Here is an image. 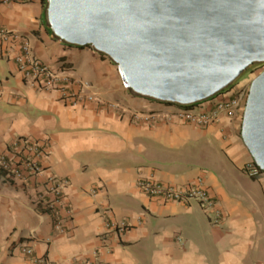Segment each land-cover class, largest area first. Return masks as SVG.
Returning a JSON list of instances; mask_svg holds the SVG:
<instances>
[{"label": "crops", "instance_id": "obj_1", "mask_svg": "<svg viewBox=\"0 0 264 264\" xmlns=\"http://www.w3.org/2000/svg\"><path fill=\"white\" fill-rule=\"evenodd\" d=\"M0 26L27 36L37 58L88 81L101 100L65 102L23 77L19 49L0 54V155L19 138L49 143L42 177L9 181L0 172V264H264V173L245 170L253 158L241 116L207 127L162 117L170 108L126 90L115 63L54 37L43 0L0 5ZM48 176L67 181L63 231L47 206ZM199 177L222 212L218 223L196 200L163 201L137 186L154 178L185 187ZM109 219L128 229L110 230ZM27 244L32 254L22 252Z\"/></svg>", "mask_w": 264, "mask_h": 264}, {"label": "water", "instance_id": "obj_2", "mask_svg": "<svg viewBox=\"0 0 264 264\" xmlns=\"http://www.w3.org/2000/svg\"><path fill=\"white\" fill-rule=\"evenodd\" d=\"M47 19L60 41L106 54L126 90L163 102L205 100L264 63V0H48ZM241 136L264 171V69Z\"/></svg>", "mask_w": 264, "mask_h": 264}, {"label": "built area", "instance_id": "obj_3", "mask_svg": "<svg viewBox=\"0 0 264 264\" xmlns=\"http://www.w3.org/2000/svg\"><path fill=\"white\" fill-rule=\"evenodd\" d=\"M27 1L29 0H0V5ZM13 48L19 49V52L13 55V58L17 63L18 70L26 80L38 82L44 90L59 91L61 99L72 105H77L86 100L96 101L101 104V100L90 92L92 88L91 83L65 75L63 71L54 69L48 64L43 63V61L33 54L27 36L7 27L0 26V54L10 56V50ZM225 93L219 92L205 100L199 101L192 107L168 105L159 102L165 107L170 108L168 112L163 113L162 117H172L176 120L201 127L212 125L223 116L230 119L237 116L242 117L248 96L247 90L242 89L233 97H228L229 95ZM207 101L208 103H206ZM135 116L138 117L137 114ZM150 117H153V115L151 114L148 118L150 119ZM48 148L49 143L47 142L25 138L17 139L12 145L13 150L10 151L9 155H0V172L3 173L2 177H5L9 181L20 182L42 177L44 169L40 164V160L46 154ZM245 170L252 177H258L263 173V170L253 160L246 165ZM47 184L48 191L52 195L49 202H46L47 206L50 207L49 209L54 214L57 229L63 231L62 223L72 213L70 204L63 194L67 181L57 180L48 176ZM137 186L141 192L149 197L163 201L189 202L196 200L214 213L213 221L215 223H218L222 216L221 210L216 208V201L207 192L201 177L185 187L162 183L154 178L141 179L138 181ZM107 226L118 234L128 229V224L125 221H117L115 219H109ZM22 252L32 254L33 248L30 244H27L22 247ZM35 261L42 264L46 262L44 258H36Z\"/></svg>", "mask_w": 264, "mask_h": 264}, {"label": "rangeland", "instance_id": "obj_4", "mask_svg": "<svg viewBox=\"0 0 264 264\" xmlns=\"http://www.w3.org/2000/svg\"><path fill=\"white\" fill-rule=\"evenodd\" d=\"M30 1V0H29ZM48 1V0H45ZM50 26V24H49ZM87 47V46H86ZM93 48V47H91ZM94 49V48H93ZM101 53V52H99ZM104 57L108 58L111 62H113L106 54L101 53ZM114 63V62H113ZM264 64V63H263ZM116 65V64H115ZM264 69V67L260 70L255 69V67H249L238 79H236L233 83V85L229 88V90H232L233 94L239 93L240 90L245 89L247 92H249L250 84L252 80ZM76 76V75H75ZM79 79V78H78ZM231 83V84H232ZM134 93V92H133ZM243 117V115H242ZM242 123V120H241ZM13 150V149H12ZM254 161V160H253ZM264 173V171H263Z\"/></svg>", "mask_w": 264, "mask_h": 264}, {"label": "trees", "instance_id": "obj_5", "mask_svg": "<svg viewBox=\"0 0 264 264\" xmlns=\"http://www.w3.org/2000/svg\"><path fill=\"white\" fill-rule=\"evenodd\" d=\"M43 6H44V20H45V23L47 24V25H49V23H48V19H47V6H48V1H45V0H43ZM54 35V37H57L55 34H53ZM58 38V37H57ZM72 45V44H71ZM78 47H81V46H78ZM88 47H91L90 45H88ZM255 67V69H257V70H261L263 67H264V64L263 63H255V64H253V65H251L250 67ZM233 85V83L232 84H230L228 87H226L225 89H223L221 92H224V91H227V90H229V88L231 87ZM130 91V90H129ZM130 92H132V91H130ZM235 94H233V93H230L229 94V96L228 97H233ZM146 98H148V97H146ZM148 99H150V100H153V101H157V102H162V103H165V104H168V105H179V106H184V107H192V106H194L195 104H197L198 102H196V103H193V104H188V105H180V104H174V103H170V102H163V101H159V100H156V99H153V98H148Z\"/></svg>", "mask_w": 264, "mask_h": 264}]
</instances>
